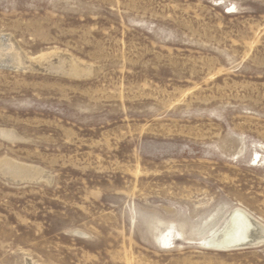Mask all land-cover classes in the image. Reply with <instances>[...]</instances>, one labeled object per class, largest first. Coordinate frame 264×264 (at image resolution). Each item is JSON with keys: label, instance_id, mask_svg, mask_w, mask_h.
I'll use <instances>...</instances> for the list:
<instances>
[{"label": "rangeland", "instance_id": "obj_1", "mask_svg": "<svg viewBox=\"0 0 264 264\" xmlns=\"http://www.w3.org/2000/svg\"><path fill=\"white\" fill-rule=\"evenodd\" d=\"M0 264H264V0H0ZM3 66V67H2Z\"/></svg>", "mask_w": 264, "mask_h": 264}, {"label": "bare ground", "instance_id": "obj_2", "mask_svg": "<svg viewBox=\"0 0 264 264\" xmlns=\"http://www.w3.org/2000/svg\"><path fill=\"white\" fill-rule=\"evenodd\" d=\"M2 35L0 34V65L21 67L20 54L14 51L10 38L1 37ZM210 243L221 249L262 245L264 224L247 210L236 207L231 211L226 225L210 238Z\"/></svg>", "mask_w": 264, "mask_h": 264}]
</instances>
